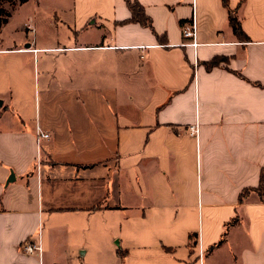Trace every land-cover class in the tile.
<instances>
[{
	"label": "crops",
	"instance_id": "crops-1",
	"mask_svg": "<svg viewBox=\"0 0 264 264\" xmlns=\"http://www.w3.org/2000/svg\"><path fill=\"white\" fill-rule=\"evenodd\" d=\"M132 1L152 27L127 0L12 8L0 264H264V193L240 200L264 173V0ZM192 18L195 48L182 34ZM28 239L41 251L25 252Z\"/></svg>",
	"mask_w": 264,
	"mask_h": 264
},
{
	"label": "trees",
	"instance_id": "trees-1",
	"mask_svg": "<svg viewBox=\"0 0 264 264\" xmlns=\"http://www.w3.org/2000/svg\"><path fill=\"white\" fill-rule=\"evenodd\" d=\"M28 0H0V32L4 25L9 21L10 17L12 16V10L7 7V4L12 5V7L17 6L19 3H25ZM128 6L132 11V17L130 18L131 21H138L143 25L146 26H153L151 24V19L145 15V13L141 10V7L138 1L133 2L132 0H127ZM231 23L233 25V29L235 33L241 37H245L240 22L237 21L235 18H231ZM219 57H215L208 62H205L206 67L210 68L215 66L219 63ZM251 191H256L260 195L264 193V173L261 175L260 178V186L256 188H246L240 194V200L243 201L244 196H246Z\"/></svg>",
	"mask_w": 264,
	"mask_h": 264
},
{
	"label": "built area",
	"instance_id": "built-area-1",
	"mask_svg": "<svg viewBox=\"0 0 264 264\" xmlns=\"http://www.w3.org/2000/svg\"><path fill=\"white\" fill-rule=\"evenodd\" d=\"M183 37L188 39L186 44L191 45L192 47H197L199 42L197 41L196 34H197V24L195 18H192L190 21L184 23L182 28ZM190 134L197 136L199 126L197 125H190ZM39 135L41 137L48 138L50 135L43 131L39 130ZM22 249L30 254H35L41 251L40 242H35L32 239L25 240V242L21 245Z\"/></svg>",
	"mask_w": 264,
	"mask_h": 264
},
{
	"label": "rangeland",
	"instance_id": "rangeland-1",
	"mask_svg": "<svg viewBox=\"0 0 264 264\" xmlns=\"http://www.w3.org/2000/svg\"><path fill=\"white\" fill-rule=\"evenodd\" d=\"M62 4H64V5H66V2H63ZM61 4V5H62ZM9 5V4H8ZM8 8L10 9V10H12V8H15V7H12V5H9L8 6ZM61 11V9L58 7L57 8V10H56V13H58V14H60L59 12ZM22 12L23 11H21V14H22ZM25 12V11H24ZM24 12H23V16H24ZM55 13V12H54ZM57 27H59V33H58V40H56V41H54V42H56V43H59L60 42V44H63V42H67V34L65 35V30L64 29H62V28H64V25H63V23L62 24H60L59 22H58V25H57ZM48 29H50L49 27L47 28V27H44V26H42V25H40V27L37 29V33H39L40 34V36L42 37V38H44V40L46 41L47 40V38H48V35H47V31H48ZM35 32V31H34ZM27 33H31V34H33V29L32 28H29V29H27ZM47 36V37H46ZM86 37H87V31H86V33H84V35H83V37L82 38H85V40H86ZM52 40H50V42H51ZM67 44H70V43H67Z\"/></svg>",
	"mask_w": 264,
	"mask_h": 264
},
{
	"label": "water",
	"instance_id": "water-1",
	"mask_svg": "<svg viewBox=\"0 0 264 264\" xmlns=\"http://www.w3.org/2000/svg\"><path fill=\"white\" fill-rule=\"evenodd\" d=\"M1 102V101H0ZM2 103V102H1Z\"/></svg>",
	"mask_w": 264,
	"mask_h": 264
}]
</instances>
